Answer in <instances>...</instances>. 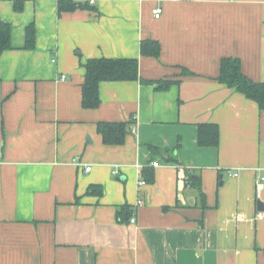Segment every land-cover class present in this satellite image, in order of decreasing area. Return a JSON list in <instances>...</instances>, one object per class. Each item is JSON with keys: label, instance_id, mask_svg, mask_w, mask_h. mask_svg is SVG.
<instances>
[{"label": "crops", "instance_id": "obj_1", "mask_svg": "<svg viewBox=\"0 0 264 264\" xmlns=\"http://www.w3.org/2000/svg\"><path fill=\"white\" fill-rule=\"evenodd\" d=\"M77 1L90 8L59 16L56 0H0V264H264V110L218 80L235 58L264 83V0ZM93 58L137 59L142 80L170 86L103 82L85 109ZM103 122L130 123L123 145L104 143ZM210 124L217 147L199 144ZM125 205L135 224L118 221Z\"/></svg>", "mask_w": 264, "mask_h": 264}, {"label": "trees", "instance_id": "obj_2", "mask_svg": "<svg viewBox=\"0 0 264 264\" xmlns=\"http://www.w3.org/2000/svg\"><path fill=\"white\" fill-rule=\"evenodd\" d=\"M14 3L16 12H22L24 5L29 0H7ZM36 1V0H34ZM58 15L72 12L77 9L90 8L88 3L77 0H56ZM12 26L0 20V56L11 45ZM36 43L35 25L31 24L26 29V49L34 50ZM141 54L147 57H159L161 46L154 40H145L141 43ZM86 74L82 85V106L85 109H97L101 105L99 93L100 84L103 82H128L140 81L144 84L158 86V90H166L170 82L156 81L148 82L141 79L139 74V61L133 58H93L84 65ZM219 82L242 93L248 99L256 102L261 110H264V83H256L245 76L242 72L241 61L235 58H225L221 61ZM131 130L130 123L125 122H103L98 125V132L106 145L118 146L125 143L126 137ZM220 140L219 127L214 124L202 125L199 132V144L203 147H217ZM153 153H158V148H151ZM172 161H176L171 158ZM142 181L152 184L155 182L153 166L142 171ZM89 194L101 196L102 186L93 185L89 188ZM135 209L129 205L122 206L117 211L119 222H128L133 216Z\"/></svg>", "mask_w": 264, "mask_h": 264}, {"label": "built area", "instance_id": "obj_3", "mask_svg": "<svg viewBox=\"0 0 264 264\" xmlns=\"http://www.w3.org/2000/svg\"><path fill=\"white\" fill-rule=\"evenodd\" d=\"M162 12H163L162 9H156V10L153 11V14L155 15L156 18H159V17L161 16ZM64 78H65V77H63V79H64ZM77 164L80 165V164L78 163V161H77ZM91 169H92L91 167H87V168H86V171H87V172H90ZM233 176H237V174H234ZM263 189H264V177H261V178H259V179L257 180V192L260 193ZM141 205H142V202L139 201V202L137 203V207H139V206H141ZM135 215H136V212L134 211L133 217H132L131 220H130V222H131L132 224H135V223H136V217H135Z\"/></svg>", "mask_w": 264, "mask_h": 264}, {"label": "water", "instance_id": "obj_4", "mask_svg": "<svg viewBox=\"0 0 264 264\" xmlns=\"http://www.w3.org/2000/svg\"><path fill=\"white\" fill-rule=\"evenodd\" d=\"M258 210L264 212V203L261 200L258 201Z\"/></svg>", "mask_w": 264, "mask_h": 264}]
</instances>
